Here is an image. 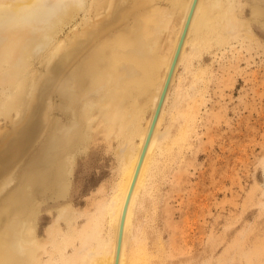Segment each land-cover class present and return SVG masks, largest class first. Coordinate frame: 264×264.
<instances>
[{"label":"bare ground","instance_id":"obj_1","mask_svg":"<svg viewBox=\"0 0 264 264\" xmlns=\"http://www.w3.org/2000/svg\"><path fill=\"white\" fill-rule=\"evenodd\" d=\"M192 2L0 0V120L11 127L28 120L15 144L0 146V264H115L126 199ZM232 40L264 53V0H197L126 208L118 264L126 263L132 234L137 264H149L153 254L139 241L135 210L152 162L169 151L159 128L167 112L178 111V98L169 103L180 91L179 69L190 75L195 58ZM99 124L106 143L120 146L119 182L108 199L79 213L64 178L103 132ZM49 220L40 238L39 225ZM252 244L264 250V233Z\"/></svg>","mask_w":264,"mask_h":264},{"label":"rangeland","instance_id":"obj_2","mask_svg":"<svg viewBox=\"0 0 264 264\" xmlns=\"http://www.w3.org/2000/svg\"><path fill=\"white\" fill-rule=\"evenodd\" d=\"M164 2L162 9L168 6ZM234 41L195 58L194 73L179 69L180 91L169 103L178 98V111L167 112L159 128V135L166 133L170 141L169 151L158 153L152 162L135 210V224L144 232L139 241L153 253L149 264H264V250L251 249L264 233V53L262 48H241L249 46L248 40ZM182 94L186 100L180 99ZM22 121V126L11 127L0 120L7 136L2 139L13 140L6 144L0 139V146L19 140L28 126L27 118ZM9 130L17 131V138ZM103 133L86 143L91 145L78 153L74 173L64 178L71 187L68 200L79 213L92 210L94 201L108 199L119 182L115 153L120 146L115 139L106 143ZM50 224L39 225L40 238ZM134 238L132 234L124 249L125 264H137Z\"/></svg>","mask_w":264,"mask_h":264},{"label":"water","instance_id":"obj_3","mask_svg":"<svg viewBox=\"0 0 264 264\" xmlns=\"http://www.w3.org/2000/svg\"><path fill=\"white\" fill-rule=\"evenodd\" d=\"M196 1L197 0H193V2H192V6H191V9H190V13H189L188 18L186 20L185 28L183 30L182 36H181V38L179 40V43H178V46L176 48V51H175V54H174V57H173V60H172V64H171V67H170V70L168 72V75H167L165 84H164L163 89H162V92L160 94V97H159V100H158V104H157L156 110L154 112L152 121L150 123L149 129H148V132H147V136H146V139H145V143H144V146L142 148V151H141V154H140V157H139V160H138V164L136 166V170L134 172L133 181H132V184H131V187H130V190H129V193H128V196H127V199H126V204H125V207H124V210H123V214H122V220H121V223H120V226H119V230H118L115 264H118V260H119V254H120V248H121V242H122V234H123V224H124L125 212H126V208H127L129 199H130V195L132 193L134 183L136 181V178H137V175H138V172H139L141 163L143 161V158H144V155H145V152H146V148H147L148 143L150 141V138L152 136V133H153V130H154V126H155V123H156V120H157V117H158L160 108L162 106L164 97L166 95V92H167V89H168V86H169V83H170V80H171V77H172V72H173L174 66L176 64V61L178 59V54H179V51H180V48H181L182 40H183L184 34L186 32L187 25L189 24L190 17H191V14H192V11H193V8L195 6Z\"/></svg>","mask_w":264,"mask_h":264}]
</instances>
